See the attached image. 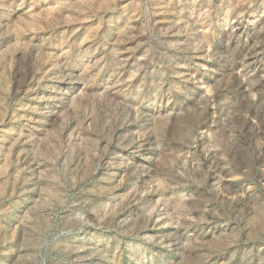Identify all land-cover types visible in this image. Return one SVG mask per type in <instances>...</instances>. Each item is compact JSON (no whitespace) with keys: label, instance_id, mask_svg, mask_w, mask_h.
<instances>
[{"label":"rangeland","instance_id":"1","mask_svg":"<svg viewBox=\"0 0 264 264\" xmlns=\"http://www.w3.org/2000/svg\"><path fill=\"white\" fill-rule=\"evenodd\" d=\"M0 264H264V0H0Z\"/></svg>","mask_w":264,"mask_h":264}]
</instances>
